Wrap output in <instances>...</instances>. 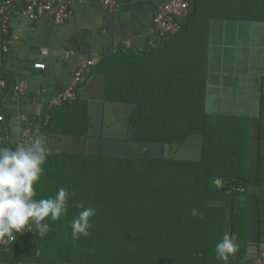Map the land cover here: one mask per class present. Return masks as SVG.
I'll return each mask as SVG.
<instances>
[{
	"label": "trees",
	"instance_id": "obj_1",
	"mask_svg": "<svg viewBox=\"0 0 264 264\" xmlns=\"http://www.w3.org/2000/svg\"><path fill=\"white\" fill-rule=\"evenodd\" d=\"M190 9L180 30L164 35L158 46L101 58L86 78L100 69L109 99L135 104L133 140L167 144L177 152L198 136L201 157L79 154L68 161L71 155L48 151L47 173L35 185L34 199L54 197L65 187L74 193L67 213L49 223L55 241L42 240L37 229L29 231L26 244L18 233L10 248H23L30 259L48 256L62 264H221L225 261L215 249L228 232L240 247L225 263L253 261L251 246L259 254L264 251V78L257 116L209 111L211 21H264V3L191 0ZM163 60L166 76L159 73ZM145 62L152 69L146 84ZM12 83L7 78V87ZM160 87L166 94H143ZM133 90L135 97L124 96ZM49 123L34 131L33 140ZM0 134L2 147L11 146L5 121ZM73 203L96 210L89 235L78 239H73L71 225L83 209H71Z\"/></svg>",
	"mask_w": 264,
	"mask_h": 264
},
{
	"label": "crops",
	"instance_id": "obj_2",
	"mask_svg": "<svg viewBox=\"0 0 264 264\" xmlns=\"http://www.w3.org/2000/svg\"><path fill=\"white\" fill-rule=\"evenodd\" d=\"M66 1L72 13L64 24H56L50 16L31 20L16 13L9 22L5 36L10 50L1 57V69L13 83L5 89L2 110L12 144L25 125L23 116L39 119L44 116L51 96L69 86L81 57L91 56L98 62L113 53L149 51L161 43L153 34L152 25L157 7L164 0H119L113 10L104 9L101 0ZM256 1L264 3V0ZM126 41L130 46L125 45ZM161 64L159 73L166 76L167 60ZM209 69V90L213 95L210 112L257 116L264 78V21L213 19ZM143 74L146 84L152 74L146 62ZM84 80L78 101L55 108L48 127L40 135L48 151L67 153L71 155L67 160L75 161L79 154L157 156L173 148L132 139L130 117L135 104L109 99L103 71L98 69ZM18 81H24L26 88L16 95L12 89ZM143 94H166V90L160 87L159 91ZM124 96L135 97L134 90ZM183 149L186 155H179ZM201 154L198 136L177 151V156L183 159H199ZM80 204L73 203L70 208L81 210ZM46 221L58 223L51 222L50 217ZM51 232L50 229L41 236L42 240L55 241ZM30 237L29 231L22 233L25 244L31 241ZM250 254L256 258L259 248L251 246ZM0 264L62 263L51 261L48 256L42 260L30 259L23 248H9L0 250Z\"/></svg>",
	"mask_w": 264,
	"mask_h": 264
},
{
	"label": "clouds",
	"instance_id": "obj_3",
	"mask_svg": "<svg viewBox=\"0 0 264 264\" xmlns=\"http://www.w3.org/2000/svg\"><path fill=\"white\" fill-rule=\"evenodd\" d=\"M47 156L48 149L40 135L22 148H0V239L7 237L14 241L18 233L37 229L44 236L50 230L45 219L50 217L55 221L67 213V200L74 193L65 187H60L54 197L34 199L35 185L45 172ZM79 207L83 210L71 225L73 239L89 235L90 217L96 214L94 208H85L82 203ZM192 215H197L196 209ZM239 247L235 235L225 232L216 245L217 258L227 262Z\"/></svg>",
	"mask_w": 264,
	"mask_h": 264
},
{
	"label": "built area",
	"instance_id": "obj_4",
	"mask_svg": "<svg viewBox=\"0 0 264 264\" xmlns=\"http://www.w3.org/2000/svg\"><path fill=\"white\" fill-rule=\"evenodd\" d=\"M104 9L113 10L117 7L119 0H101ZM191 0H164L154 14L152 32L162 40L166 34L177 33L181 28V21L190 13ZM23 14L31 20H39L44 16H50L56 24H64L71 15V9L66 0H2L0 3V123L5 121V113L2 110L3 92L7 87V79L1 69V57L9 52V41L5 34L9 28V22L13 14ZM130 46V42H125ZM96 65L95 58L83 56L79 59L75 68L71 82L67 88L51 96L47 110L40 119L26 115L23 116L25 125L23 126L18 140L7 148L15 149L24 147L32 143L35 130L47 124L51 118V110L56 106H61L67 102H74L79 97L80 84L86 76L90 74ZM26 88L24 81H18L14 85L16 95L21 94ZM0 134V148L2 147ZM17 241L9 240L7 237L0 239V249H9ZM224 264H264V251L251 262H231Z\"/></svg>",
	"mask_w": 264,
	"mask_h": 264
},
{
	"label": "rangeland",
	"instance_id": "obj_5",
	"mask_svg": "<svg viewBox=\"0 0 264 264\" xmlns=\"http://www.w3.org/2000/svg\"><path fill=\"white\" fill-rule=\"evenodd\" d=\"M212 96L213 95H211V97H210V99H209V101H210V108H211V106H212V102H213V100H212ZM167 153L169 154V155H177V152L173 149V148H168V150H167ZM186 151L183 149V150H181V152H179V155H186ZM146 155V154H145ZM182 157H184V156H182ZM261 248L264 250V244H261Z\"/></svg>",
	"mask_w": 264,
	"mask_h": 264
}]
</instances>
